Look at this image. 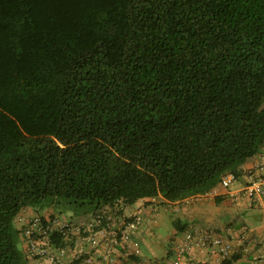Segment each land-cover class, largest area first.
Instances as JSON below:
<instances>
[{
  "label": "trees",
  "instance_id": "1",
  "mask_svg": "<svg viewBox=\"0 0 264 264\" xmlns=\"http://www.w3.org/2000/svg\"><path fill=\"white\" fill-rule=\"evenodd\" d=\"M263 148L264 0H0V264L26 209L184 205Z\"/></svg>",
  "mask_w": 264,
  "mask_h": 264
},
{
  "label": "built area",
  "instance_id": "2",
  "mask_svg": "<svg viewBox=\"0 0 264 264\" xmlns=\"http://www.w3.org/2000/svg\"><path fill=\"white\" fill-rule=\"evenodd\" d=\"M258 162L247 169L246 183L239 190L231 185L239 178L234 173L223 177L222 187L234 200L245 198L251 206H264V148ZM204 195L187 200H200ZM123 200L92 212L90 217H66L64 214L36 215L25 220L22 227L27 243L29 264H206L194 255L195 248L218 255L221 262L231 260L239 248L249 242L248 231L239 235L233 227L218 232L193 225L184 232V238L172 255L160 259H141L140 232L144 226L141 212L130 213ZM237 236L239 237L238 239ZM57 237L62 238L57 245ZM238 240V241H237ZM244 250L248 252V248ZM252 264H262L254 258Z\"/></svg>",
  "mask_w": 264,
  "mask_h": 264
},
{
  "label": "crops",
  "instance_id": "3",
  "mask_svg": "<svg viewBox=\"0 0 264 264\" xmlns=\"http://www.w3.org/2000/svg\"><path fill=\"white\" fill-rule=\"evenodd\" d=\"M258 162V156L256 155L249 161H247L243 166V175L239 178L237 182H239L240 187L235 190H239L245 183H246V171L248 168L253 166L255 163ZM205 198H202L200 200H186V204H213V205H222L225 206V210L223 214L219 216V218H215L213 214L208 212L207 210H203V213L200 218H198V215L194 216V219L192 220V223L189 228H191L197 221L201 219L202 226L211 230H216L218 232H224L226 229L233 227L237 230V235L241 232L242 229L246 228L248 231V238L249 242L245 244V246L240 247L237 254L234 255V257L231 260H226L224 262H221L218 255H214L212 253H208L206 250H200L198 248H195L193 253L195 256L201 258L205 261L206 264H252V261L254 258H259L261 263L264 264V225H261L257 228H252L249 223L242 219V215L247 213L248 210L251 208H254L255 206H251L249 201L245 198H241L240 200H234L228 195V189L222 187L221 185L214 188L210 193H207L204 195ZM217 197H223L224 199L220 203H216L215 199ZM160 201V199H157ZM150 201H142L139 204L132 205L128 209L130 213L139 211L140 209L141 213H145L148 218V223L146 227H142L140 232V240L142 243V254L141 259H160L165 258L168 255H172V253L175 251V248L180 244L184 238V232L178 233L173 228V232L168 235L165 245L160 248L161 251H159V255H156L154 253L153 248V237L155 236L156 231L159 229L156 227L157 221L155 217V213H158L160 210L159 208H153L152 206H149V203L154 202ZM185 205V204H184ZM173 211H168L169 213H174L175 208L180 206V203H173L170 205V207H173ZM260 209L264 211V206H257ZM235 210V212H234ZM167 212V211H166ZM53 213H59L55 211L53 208H47L40 212H36L34 209H26L16 220V224L19 228L22 229L24 220L21 221L22 218H24L26 221L31 220L36 215H50ZM92 213V212H91ZM82 214V215H76L75 218H83V217H90V214ZM184 216H186L184 214ZM183 216V217H184ZM188 230V229H187ZM186 230V231H187ZM240 237V236H239ZM237 236L236 239L239 238ZM174 241L172 242V239ZM238 241V240H237ZM24 242V249L27 247L26 241L23 239ZM150 242L151 245H150ZM248 248V252L244 250V248Z\"/></svg>",
  "mask_w": 264,
  "mask_h": 264
},
{
  "label": "rangeland",
  "instance_id": "4",
  "mask_svg": "<svg viewBox=\"0 0 264 264\" xmlns=\"http://www.w3.org/2000/svg\"><path fill=\"white\" fill-rule=\"evenodd\" d=\"M240 187L239 182H234L231 185V189L235 190L238 189ZM160 201L155 200L152 203H149V206H152L153 208H159V212L155 213V217H156V227L159 228L156 233L155 236L153 237V250L154 253L156 255H159V251L160 248H162L167 240L168 235H170L173 232V225H172V221L180 216L183 217L184 214L189 216L191 219H194L195 215H198L200 218L203 210H207L208 212H210L211 214L214 215L215 218H219V216L221 214H223L224 210L226 209L225 206L222 205H213V204H185V205H180L179 207L175 208V212L174 213H169L168 211H173L174 206L170 207V206H165V207H159L158 203ZM140 212L141 210L138 209ZM57 212H60L61 210L56 209ZM167 211V212H166ZM235 212V210H234ZM66 217H73L74 213L72 211H65L63 213ZM143 218H144V227L147 226L146 223H148V218L146 216L145 213H142ZM242 219L247 221L249 223V225L252 228H257L261 225H264V211L262 209H260L259 207L255 206L254 208H251L250 210H248L247 213L242 215ZM201 219L199 221H197L195 223V225H202V223L200 222ZM146 225V226H145ZM152 242H150L151 245ZM20 247L23 249L24 248V242L21 241L20 243Z\"/></svg>",
  "mask_w": 264,
  "mask_h": 264
}]
</instances>
